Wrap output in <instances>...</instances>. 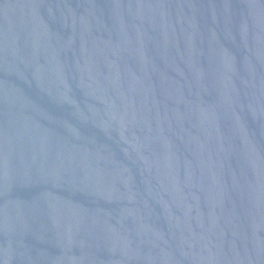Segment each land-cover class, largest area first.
<instances>
[{"label":"water","instance_id":"95a60500","mask_svg":"<svg viewBox=\"0 0 264 264\" xmlns=\"http://www.w3.org/2000/svg\"><path fill=\"white\" fill-rule=\"evenodd\" d=\"M0 264H264V0H0Z\"/></svg>","mask_w":264,"mask_h":264}]
</instances>
